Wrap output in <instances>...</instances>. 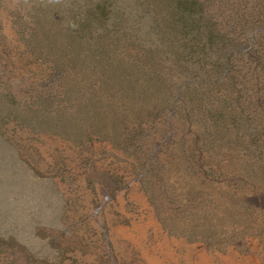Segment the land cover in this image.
<instances>
[{
    "label": "rangeland",
    "instance_id": "1",
    "mask_svg": "<svg viewBox=\"0 0 264 264\" xmlns=\"http://www.w3.org/2000/svg\"><path fill=\"white\" fill-rule=\"evenodd\" d=\"M203 257L264 264V0H0V264Z\"/></svg>",
    "mask_w": 264,
    "mask_h": 264
},
{
    "label": "bare ground",
    "instance_id": "2",
    "mask_svg": "<svg viewBox=\"0 0 264 264\" xmlns=\"http://www.w3.org/2000/svg\"><path fill=\"white\" fill-rule=\"evenodd\" d=\"M121 202L122 204L124 203L123 202V199H121ZM147 229L144 228L143 226H141V228H139V232L141 233V235H145L147 233ZM170 257L171 258H174L173 256L175 255V252H172V250H170ZM165 262L164 261H154V264H164ZM200 264H212L211 260L207 257H203L202 260H201V263Z\"/></svg>",
    "mask_w": 264,
    "mask_h": 264
}]
</instances>
